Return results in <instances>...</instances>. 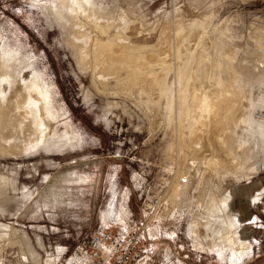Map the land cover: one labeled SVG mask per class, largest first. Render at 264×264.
Here are the masks:
<instances>
[{
  "label": "rangeland",
  "instance_id": "1",
  "mask_svg": "<svg viewBox=\"0 0 264 264\" xmlns=\"http://www.w3.org/2000/svg\"><path fill=\"white\" fill-rule=\"evenodd\" d=\"M58 1L0 0V87L11 68L49 122L28 151H0V264H71L92 233L124 224L146 225L159 264H264V0H91L132 19L133 45L159 47L168 81L141 95L77 61ZM220 92L240 101L223 133L254 153L241 173L223 168L213 130L194 133L195 97Z\"/></svg>",
  "mask_w": 264,
  "mask_h": 264
},
{
  "label": "bare ground",
  "instance_id": "2",
  "mask_svg": "<svg viewBox=\"0 0 264 264\" xmlns=\"http://www.w3.org/2000/svg\"><path fill=\"white\" fill-rule=\"evenodd\" d=\"M79 1L83 2L85 0ZM58 2L59 6L55 7L54 11L58 14L60 21L65 22L68 39L75 52L74 55H76L77 61L82 66L92 67L94 77L99 78L104 85L109 82V78L113 77L116 84L121 85L126 92L141 95L146 92L154 93L160 89L163 83H167L168 72H170L167 70L168 68L166 71H163V68L157 70V65H161L162 61H164L159 47H156L152 53H148L141 46L131 43L128 30L132 19L130 21L128 16H126L127 14L119 15L118 17L115 7L103 8L95 5L91 0L88 1L89 6L86 5L88 7H84L86 9L82 6L75 7L71 0H59ZM184 31L185 29L180 27L177 30V35H182ZM164 40L165 43L168 42L167 39ZM1 77L5 81L11 80L14 83L8 94L4 93L0 87V151L8 152L9 154L23 153L28 151L32 145L41 142L48 136L49 122L47 111L44 104L42 105L33 99L34 85L31 88H28V85L19 86L17 84L19 79H15V72L11 68L4 71ZM171 89L174 91L173 87ZM208 97L203 99H199L198 96L195 97L196 101L198 100L204 105L205 113L200 115V118L195 117L198 126H200L194 133L198 134L205 127L206 130H213L215 140L220 144L223 153L225 151L227 155L226 159H223L225 161L223 168L226 167L228 158L231 160L232 166L239 169V173H241L245 168L247 159L253 157L254 153L248 148L238 151L237 138L231 133L226 134L222 131L227 123H237L236 110L240 101L236 98V95L222 92L215 95L212 99ZM172 98L170 99L172 100ZM242 141L240 140L238 145L240 148L243 147ZM238 157H241V163L237 162ZM210 160L216 164L220 163L216 157H212ZM235 172L237 171L235 170ZM226 198H229V196L227 195L222 199L225 208L227 205ZM218 201L220 200L210 199L211 208L209 210L213 215L217 211L221 212ZM210 222L213 228H218V230L223 228L221 236H224V241L231 240L234 237L230 231L232 227L228 226L229 229H226V225L221 227L218 222L212 220ZM234 223H237V221ZM216 237L220 236L216 235ZM234 238H236V235ZM220 240H223V238ZM237 252L235 253L237 254Z\"/></svg>",
  "mask_w": 264,
  "mask_h": 264
},
{
  "label": "built area",
  "instance_id": "3",
  "mask_svg": "<svg viewBox=\"0 0 264 264\" xmlns=\"http://www.w3.org/2000/svg\"><path fill=\"white\" fill-rule=\"evenodd\" d=\"M143 226H105L75 250L71 264H159L151 256Z\"/></svg>",
  "mask_w": 264,
  "mask_h": 264
}]
</instances>
